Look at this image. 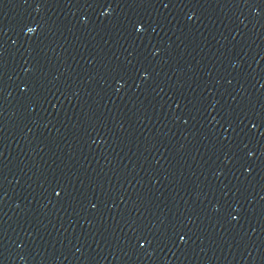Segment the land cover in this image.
<instances>
[{
	"label": "water",
	"instance_id": "water-1",
	"mask_svg": "<svg viewBox=\"0 0 264 264\" xmlns=\"http://www.w3.org/2000/svg\"><path fill=\"white\" fill-rule=\"evenodd\" d=\"M0 264H264V0H0Z\"/></svg>",
	"mask_w": 264,
	"mask_h": 264
}]
</instances>
